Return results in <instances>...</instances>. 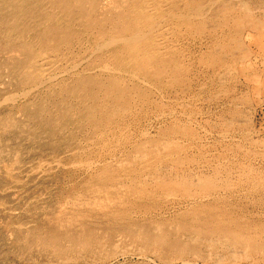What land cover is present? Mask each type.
I'll use <instances>...</instances> for the list:
<instances>
[{"label": "bare ground", "instance_id": "1", "mask_svg": "<svg viewBox=\"0 0 264 264\" xmlns=\"http://www.w3.org/2000/svg\"><path fill=\"white\" fill-rule=\"evenodd\" d=\"M246 1L247 0H245V1L241 0L240 2H244V4H242L241 6L240 5L236 6L235 3H237V5H238V2H234L233 0H0V78H8V80H10L9 83L11 84V86L13 88L11 90V92H9L8 94H5L3 96V98H4L3 100H0V110L4 109L5 107L8 109V107H9V110L12 111V109L13 110L16 109V112H20L21 115L23 114L25 116L23 122H21L22 120L18 121L11 115V112H9V110H8L9 118L2 120L3 122L1 121L3 128H5L6 130L21 129V131H22V127H24L25 129L27 128L28 131H30V134L33 133L34 138H32V140H34L35 144H34V146L31 147L30 150L27 149L29 152L26 150L28 152L27 153L28 155H26V154L25 155H26V157L27 156L31 157L30 161L32 160V163H33V160L38 161L40 164V167H41V162H45V160H42L43 154H44V152H46L49 149V151H51L49 153L53 156H52V161L50 160V162L47 161V163H45V164H47L46 165L48 168L47 171H49L50 169H53V167L57 168L61 164L66 163L68 165V163H70L72 160L74 162V160H76V157H74V158L72 157L73 159L71 157H65V156H64L65 158H61V156L59 159H58V157L56 158V156H57L56 153H58V152L62 153V152H60L61 145L63 148L66 145L72 144L74 141L71 137L73 134H71V136L68 135V137H65L66 134L63 135L64 131H66L67 128H70V126H71V123L69 125L70 121L75 120V122L77 121L79 123V125H81L82 127H83V125L90 127L93 130L94 135H96L98 137L100 142H105V139L107 137L106 132L109 129H111L115 124L119 125L122 120H124V119L126 120L127 115L132 111V105H131L132 100H134V99L138 100V101L151 100V92H155V91L149 90V88L145 87V85L148 86V84H150V85H152V87L157 86V89H158V86H164V85L165 86L167 85L170 88L183 87L185 85L186 80H187V77L185 80V76L187 74L188 69L186 70V68L182 64L183 61L179 60L180 58L183 57L184 52L186 51V50L183 51L179 46L180 44H178V40H180L181 37L188 35V34L201 35L202 32L204 30H206V28H209V29L211 28V30H212L211 31V37L216 41H214L215 43H213V45L211 44L212 47L210 48L209 51H207L208 53L201 58L203 61L208 60L207 63L209 65V67H211V68L219 66V67L225 69L224 71L227 72L226 69L229 70L233 66L232 63L234 64V62L237 61L236 56L239 57V59L238 58L237 59L240 61L246 60V58L248 57V53L244 49V45L242 44V42H240V39H242V37L240 39H238L235 36V37H232L231 39L229 38L227 41H226V39L225 40H222V39L218 40L217 37L219 36V34H218L219 32L217 33V31H216V29L218 27L225 28L226 31L227 30L229 31L232 29H239L240 31H243L246 28L248 30L250 28L256 29V30L264 29V23L263 22H260V21L255 22L254 19H252L251 13L253 14V12H250L251 8L248 6L250 8L249 9L245 5ZM247 5H249V4H247ZM260 10H263V9H260ZM254 14H255V12H254ZM258 19H260V18L258 17ZM211 25H213V26H211ZM261 31H260V33H261ZM184 39H182V42ZM189 40H190V38H189ZM179 42H181V41H179ZM184 42H185V40H184ZM186 42H188V41L186 40ZM181 45H183V44H181ZM197 57H198V55H197ZM197 57H196V59H197ZM193 58H194V56H193ZM190 60H191V58H190ZM192 60H194V59H192ZM234 68H235V72L236 71L238 72V70H236L237 68L236 67H234ZM234 68L233 69L231 68L233 70V72H234ZM240 68H242V66ZM223 69H221V70H223ZM218 71H219V69H218ZM230 72L231 71H229V75H230ZM244 72L245 71L243 70L242 73H244ZM216 73H217V71H216ZM222 73L223 72H221V74ZM92 74H96L98 76H105V79L103 80L102 78H99L97 76L94 77L95 75L93 76ZM221 74H219V73H218V75L215 74V76L216 75L218 76L217 79H220L219 75H221ZM223 74L221 77L225 78L228 73L224 74L225 76ZM253 74H255V73H253ZM213 76H214V74H213ZM215 76H214V78H215ZM227 78H228V75L226 77V80H228ZM215 79L213 81H215ZM220 81L221 80H219V82ZM252 83H254V82H252ZM150 85L148 87H150ZM205 85H207V84H205ZM225 85H226V83H225ZM200 87H201V85H200ZM203 87H205V86H203ZM150 89H152V88L150 87ZM183 89H181V90H183ZM200 89L202 90L203 88L201 87ZM201 90H199V91H201ZM225 90L227 91V89H225ZM3 91H5V90H3ZM3 91H2V93H4ZM217 91H219V90H217ZM40 92H47L48 95H52V94L56 95V93L59 92V94L61 95V98L60 99L57 98V99H53V100L51 99L52 100L51 102H47L43 96L40 97ZM2 93H0V95ZM164 94H165V92H164ZM160 95L162 97V94H160ZM173 95L177 96L176 93ZM215 95H218V93ZM158 97H159V95H158ZM178 97L179 96H177V99H178ZM154 98L152 96V99H154ZM162 98H164V97H162ZM171 98H170V100H171ZM46 99H48V98L46 97ZM213 99H215V98L213 97ZM178 100H180V99H178ZM72 101L75 102V105L71 104ZM167 101H168V99H167ZM173 101H175V100H173ZM155 102H158V101L155 100ZM162 103L164 104V102H162ZM162 103L161 102L156 103L155 106L159 110H161L164 108V105ZM180 105L181 104L179 103V106ZM182 105L185 106V104H182ZM233 105H234V102H233ZM10 107H11V109H10ZM137 108H138V106H137ZM173 111H174V109H173ZM234 111L235 110H233V112ZM157 113L159 114V112H156V114ZM185 113H186V111H185ZM148 114H149V112H148ZM169 114L171 115L172 112ZM0 115H2V114H0ZM170 115H169V117H170ZM180 115H182V113L178 114L179 117H180ZM185 115H188V114L186 113ZM155 116H157V115H155ZM155 116H154V118H156ZM166 116H168V115H166ZM17 117H19V116H17ZM174 117H177V116H174ZM164 118H165V115H164L163 119ZM187 118H190L189 115L185 119L187 120ZM231 118H232V116H231ZM187 121H189V120H187ZM231 121H233V120L231 119ZM231 121H229L230 125H231ZM239 121L241 122V120H239ZM145 122H147V121H145ZM181 125H182V123H181ZM226 126H229V125H226ZM120 127H122V126H120ZM153 127H154V125H153ZM181 127H183V126H181ZM115 128H116V126H115ZM126 128L123 130L125 131ZM145 130H146V128H145ZM72 131H74V129ZM115 131H116V129H115ZM131 131H129V133ZM147 131H148V129H147ZM23 132L27 133L26 131H23ZM42 132L45 133V136L48 139L47 140L48 142H46V143L44 142L45 143L44 145H42V143L39 142L40 139L38 137V134L42 133ZM77 132H79V131H77ZM70 133H68V134H70ZM120 133L122 134V132H120ZM120 133H118V134H120ZM142 133H144V131ZM4 134L2 133V135H4ZM154 134H155V132H154ZM221 134H224V132ZM20 135H21V133H20ZM141 135H143V134H141ZM24 136H25V134H24ZM119 136H117V137H119ZM139 136H140V134H139ZM31 137H32V135H31ZM82 137H83V135H82ZM20 138L21 137L19 136V139ZM141 138H142V136H141ZM141 138L138 140L140 141ZM246 138H243V139H246ZM249 138H250V136H249ZM76 139H77V137H76ZM91 139L89 138V140H91ZM111 139H113V137ZM222 140H224V139H222ZM248 140L249 139H247V143L249 142ZM136 141H135V143L137 144ZM28 142H27V144H28ZM108 142H109V139H108ZM184 142L185 141H183V143ZM23 143H22V145H23ZM249 143H250L252 148L253 147L256 148L258 146L257 144L260 145L262 143L264 145V142L253 141V142H249ZM103 144L107 146L108 143L106 141ZM117 144H118V141H117ZM22 145H21V147H22ZM84 145L86 147V144H84ZM84 145H83V147H84ZM128 145H130V144H128ZM237 145H235V147ZM76 146H77V150H80L82 148V146H81V148L78 149V145H74L73 147H76ZM233 146H232V148H233ZM240 146H242V145H239L238 148ZM2 147H4V146H2ZM13 147H16V145ZM13 147L11 149H13ZM4 148H6V147H4ZM9 148H10V146H9ZM87 148H89V147L87 146ZM224 148L225 149L227 148L230 150L231 146L227 147V145H226V147L224 146ZM21 149L22 148H20L19 151ZM103 149H104V147H103ZM123 149L125 150V148H123ZM126 149H127V147H126ZM177 149L178 148H176V146L173 145L172 142L163 141V140L146 141L145 143L139 144V146L137 145V147L134 150V153H131L130 156L127 157L125 160L118 161V164H117L118 167H112L110 165H106L105 167H103L102 172L100 174V180L98 181L99 184L96 187L97 190L95 189L97 191V194L99 192V194L100 195L102 194V196L92 197V198H89L88 200H86L85 206H86L87 210H86V213L84 212L85 214L82 215L83 217L81 215L73 216L71 218V220L69 219L70 221H68L66 223V225H65V223L59 222L55 218V221L57 220V222L60 223L58 225L61 227L56 229V233L54 232V234H53V241H52V239L50 241H52L53 244L55 243L54 245H61L63 242L67 243V246H69L68 249L70 252H79L80 251V253H82V254H95L97 246L109 245L112 243L111 240L109 239L110 233H108L106 236H104V233H103V236H101L98 233L99 231L97 230V227L91 226V225H88L85 223L84 218H87V217L97 218L98 217V218H103L104 228L107 229L106 231H108V232L112 231L113 234L114 233H120L119 235H116V236H119V238H121V236H120L121 234L123 236H126L132 242L131 244L133 245L131 249H127V250L125 248H121V250H119V248L116 249L115 248L116 245L113 246L114 249L102 250L101 254L105 255V256L117 254L120 251L122 253L121 256H123V257L128 256V255H137L140 258L142 257L143 259H148V260L150 259L151 255H155V256L161 257V258L167 257V256H169V257H171V256L177 257L178 256L179 258H181L183 260L182 261L183 264H187L188 263V261L186 260L187 257H189L190 255H193L196 257L202 256V254H204V252L205 253L207 252L208 255L216 256L217 259L219 260L217 262H219V263L221 261H225V259L228 258L225 254L229 253V252L230 253L231 252L237 253L236 255L232 254V256L229 257L230 260L234 259V261H236L237 255L239 253H243L244 259H249V258H251L253 256H257V255H263L264 254V234L262 235V233H255V232L252 233L253 231L251 230V227H250L251 225L249 226L250 223L244 224V222H242L243 220L240 219V217L239 218L235 217L230 210L229 211L224 210V209L228 208V206H225L227 208L224 207L225 204L224 205L219 204L222 206V208H219L218 207L219 205L215 204V203H217L219 198H217V201L215 203L213 202L214 204L212 202H211L212 204L208 203V199H207V203H203V201H205L204 199H202L203 204L202 203L199 204V202L201 201V198H204V197L208 198V196H211L213 193H216V192L220 191L221 189H223L225 191L232 189V187L235 184L234 178L239 179L238 180L239 182H241V181L247 182V184H249V187H250L249 190L250 191L256 192L258 190H261L263 193L264 192V180L262 183L261 178L264 179V176H262V175H264V172H262L261 170H257L255 168H252L251 166L246 165V163H244V162L243 163H237V164L234 162L233 163L229 162L228 164H226L222 167L221 166L214 167L211 165V167H209L210 169H208L206 171L203 169L200 170V168L197 166V169L199 168L200 171L188 172L187 170H183L181 168L182 166H180L181 165L180 162H178L176 160L175 162H173V164L169 165L168 167L163 165V166H165L166 170L164 168H160V166H158V164H160L162 162V158L165 155L171 156L173 154V152H176ZM68 150H70V149H68ZM77 150H76V152H77ZM234 150H235V148H234ZM246 151H249V150L247 149ZM6 152H4V153H6ZM72 152H74V151H72ZM188 152H190V151H188ZM236 152H238V151L236 150ZM236 152H234V153H236ZM18 153L19 152H17V151L12 152V157L14 158L15 163L19 162L17 160V159H19ZM24 153H25V151H24ZM47 153H48V151H47ZM49 153H48V155H49ZM69 153H71V152H69ZM78 153L80 156V152H77V154ZM211 153H213V152H211ZM221 153H223V152H221ZM234 153H230V155L231 154L235 155ZM248 153H250V152H247V154ZM259 153L261 154V152H259ZM120 154H121V152H120ZM120 154H119V156H120ZM227 154H228V152H227ZM25 155L24 156L22 155V156L25 157ZM181 155H183V154H181ZM181 155H179V156H181ZM198 155H199V153H198ZM249 155L250 154H248V156ZM8 156H9V153H8ZM236 156L237 155H235V157ZM252 156H254V155H252ZM259 156L264 161V151L262 152V155H259ZM118 157H116V159ZM182 157H184V156H182ZM196 157H197V155H196ZM200 157H201V155H200ZM200 157H198V158H200ZM223 157H222V159H224ZM254 157H257V155ZM79 158L81 159V156ZM201 158H200V160L203 159V158L202 159ZM219 158L220 157L218 155V160H219ZM7 159H9V158H7ZM10 159H11V157H10ZM70 159H72V160H70ZM110 159L111 158L109 157L108 160L111 161ZM207 159H208V157H207ZM23 160H24V158H23ZM196 160L198 161V159H196ZM215 160H213V161H215ZM218 160H216L215 162H217ZM227 160H229V159H227ZM232 160L234 161V159H232ZM256 160H258V159H256ZM0 161H1V153H0ZM36 161H34V162H36ZM192 161L194 162V160H192ZM244 161H245V159H244ZM98 162H99V160H98ZM139 162L142 164H145L144 167L140 170V175H141V177H143V178H140V181L137 180V182L135 181L134 184L131 183L130 185H124L122 183V181H119V179H118V177H120V176L117 177L116 175H114L116 172H120V171H122L126 175H128L129 173H131V171L133 169V168H131L132 165L134 163L137 164ZM204 162H205V160H204ZM15 163H13V164H15ZM23 163H22V166H23ZM223 163H224V161H223ZM83 164H85L87 168H90L91 165L93 164V162L87 161L86 163H83ZM184 164H183V166H185ZM188 164H190V163H188ZM17 165H19V163ZM73 165H77V164H73ZM73 165H72V167H74ZM200 165H201V163H199V166ZM202 165H204L203 162H202ZM33 166H35V165L33 164ZM40 167L37 168V170H35V171L36 172L40 171ZM66 167H65V169H66ZM83 167H85V166H83ZM169 167H170V169H167ZM191 167L194 168L193 165ZM202 167H204V166H202ZM20 168H21V165H20ZM69 168H70V166H69ZM93 168H95V167H93ZM138 168H140V167H138ZM98 169H99V167H98ZM100 169H101V167H100ZM8 170H11V169L9 168ZM13 170H14V167H13ZM15 170H17V168ZM57 170H59V169L57 168ZM84 170H86V169H84ZM91 170H92V167H91ZM5 171H7V170H5ZM54 172L52 171V174ZM86 172L84 171V173H86ZM92 172L90 171V174ZM6 173L9 174L10 172H6ZM38 173H36V174H38ZM40 173H41V171H40ZM10 174L12 175V173H10ZM20 174L21 173H19V175ZM22 175H24V174H22ZM40 175L41 176L38 175V177H40V179H43V178L45 179V177H42L43 174H40ZM48 175H49V173L46 174V177ZM134 175H135L134 178H136V176H137L136 173ZM54 176H55V174H54ZM26 177H27V175H26ZM29 177L30 176H28V178ZM38 177H35V178H38ZM49 177H50V175L47 178H49ZM56 177H57V175H56ZM130 177H131V175H130ZM221 177H225L226 178L225 181H222ZM16 178H19V176ZM35 178H33V179H35ZM54 178L55 177H53L52 179H54ZM84 178H85V180L87 179L86 177H84ZM49 179L51 180V177ZM76 179H77V177H76ZM89 179H91V178H89ZM123 179H124V177H123ZM11 180H13V179H11ZM20 180H22V179H20ZM38 180L39 179H37V181ZM45 180L47 182V179H45ZM54 180H56V179H54ZM150 180H151V183L147 182ZM23 181H24V179H23ZM59 181H61V178L59 179ZM79 181H81V180H79ZM21 182L19 181V183H21ZM31 182H33V180H31ZM85 182L87 183V181H85ZM120 182L123 185H121ZM12 183L10 181L9 184H12ZM81 183H82V181H81ZM128 183H130V182H128ZM7 184H8V182H7ZM16 184H18V183H16ZM22 184L24 186V182ZM28 186H29V184H28ZM42 186L43 185H41L40 187H42ZM48 186H50V185H48ZM92 186H93V184H92ZM95 186H93V187H95ZM24 187H27V186H24ZM37 188L40 189L39 187H37ZM79 188L77 189V191H79ZM46 189H48V188L46 187ZM37 190H35V194H36ZM75 190H76V188H75ZM93 190L94 189L92 188L91 191L93 192ZM49 191H50V193H52L51 190H49ZM49 191H48V193H49ZM250 191H248V192L250 193ZM17 192H18V190H17ZM74 192H76V191H74ZM86 192H87V190H86ZM43 193L47 194L46 192H43ZM59 193L62 194L61 192H59ZM79 193H81V192H79ZM155 193H161L163 195H170V196H177V197L181 196V198L184 197V199L185 198H189V199L193 198V200H194V198H200V201L198 202L199 205L193 204L194 207H191L189 210L186 209V211L184 210L183 212L179 213V215H177V217H176V215L174 216L173 214H171L174 216V218L176 217L175 220L173 219L174 222L170 221L171 218L169 219L170 222L163 221L162 219L164 217L161 219V217H162L161 215H160L161 217L158 216V220L160 217V219L162 221H154L156 219H154V220L150 219L151 221L148 220V221L142 222V221L131 220L132 216H131V218L127 217V213L129 211L128 207L130 205V203H129L130 199L129 198L134 197L136 199L142 200L145 198L153 197L152 195ZM76 194L77 193H75L74 195H76ZM85 194H87V193H85ZM93 194H95V193L93 192ZM90 195H92V194H90ZM217 195H218V197L220 196V194H217ZM55 196H57V195H55ZM70 196H72V195H70ZM49 197L51 198V196H49ZM212 197H213V195H212ZM20 198H22V197H20ZM209 198H211V197H209ZM70 199H72V198H70ZM168 199H170V198H168ZM67 200H68V198H67ZM67 200H65V201H67ZM198 200L199 199H197V201ZM214 200H216V198ZM29 201H30V199H29ZM53 201H55V199ZM62 201H64V200H62ZM135 201H137V200H135ZM135 201H132V202H135ZM152 201L154 202V200H152ZM197 201H196V203H197ZM39 202H40V200H39ZM161 202H162V200L160 201V203ZM30 203H31V201H30ZM140 203H142V202H140ZM27 204H29V203H27ZM147 204H149V203H147ZM147 204H146V206H147ZM35 205L33 204V206H35ZM42 205L45 206L46 204L45 205L42 204ZM162 205H163V203H162ZM36 207L38 208V206H36ZM37 208H36V210H38ZM45 208H47V207H45ZM49 209L50 208H48V210ZM16 210H17V207H16ZM18 210H20V207ZM21 210H20V212H21ZM23 210H25V209H23ZM148 210L149 209H147V211ZM150 210H151V208H150ZM45 211H47V210H45ZM56 211L57 210H55V212ZM73 212H75V211H73ZM151 212H153V211H151ZM32 213H34V212H32ZM32 213H31V215H32ZM23 214H25V212ZM139 214H141V213L139 212ZM16 215H17V213H16ZM132 215H134V214H132ZM137 215H138V213H137ZM149 215H150V213H149ZM25 216H26V214H25ZM30 216H27V217L31 218ZM59 216H62V215H58V217ZM167 217H169V216H167ZM143 218L148 219V217H143ZM48 219H50L49 214H48ZM62 219L64 220V218H62ZM133 219H136V218L133 217ZM139 219H141V218H139ZM33 220H31V221H33ZM90 220H92V219H90ZM55 221L53 223H55ZM60 221H62V220H60ZM97 221H100V220H97ZM36 222H37V220H36ZM39 222H41V220ZM61 223H62V225H61ZM40 225H41V223H40ZM97 225H99V223ZM30 226H28V227H30ZM75 226H77V227H75ZM99 226H101V225H99ZM22 227H20V228H22ZM53 228L51 230V234L53 233L52 231L55 230ZM25 229H26V227H25ZM49 229H51V228H49ZM14 231H15V229H14ZM14 231H12L13 234H14ZM100 231H101V229H100ZM47 233H48V231H47ZM47 233H46V236L49 235ZM29 234L30 233H28V235ZM36 234H38V233H36ZM50 235L48 237H50ZM41 236H40V238H43ZM114 236H115V234H114ZM112 237H113V235H112ZM31 239H32V237H31ZM44 239H45V237L43 238V240ZM48 240H49V238H48ZM8 242L9 241H7V243ZM35 242H36V240H35ZM13 243H15V242L13 241ZM14 245H16V244H14ZM7 246L5 247V249L7 248ZM5 249L3 250V252H5ZM204 249H205V251H204ZM9 250H10V248H9ZM58 250L63 251L61 246ZM15 251H17V250H15ZM7 255H8V253H7ZM12 255H13V253H12ZM261 257H263V256H261ZM0 258H2L1 255H0ZM208 258H209V256H208ZM240 258H242V256L239 257V259ZM18 260H19V258H18ZM94 260H95V258H94ZM124 260H126V259H124ZM131 260H132V258H131ZM255 260L257 261L258 259H255ZM33 261H35L34 258H33ZM89 261H91V260H89ZM107 261L111 262L110 260H107ZM85 262H86V260H85ZM104 262H102V263H104ZM252 262H253V260H252ZM35 263H38V262H35ZM76 263H77V261H76ZM40 264H43V263H40Z\"/></svg>", "mask_w": 264, "mask_h": 264}, {"label": "rangeland", "instance_id": "2", "mask_svg": "<svg viewBox=\"0 0 264 264\" xmlns=\"http://www.w3.org/2000/svg\"><path fill=\"white\" fill-rule=\"evenodd\" d=\"M233 1L238 2V5H237V3H235L236 6H239V5L241 6L242 4H244V2H240L241 0H236V1L233 0ZM245 3H246L245 5L247 7L249 6L251 8L250 9L248 7L250 9V12H253V14L251 13L252 19H254L255 22L260 21V22L264 23V20H263L264 19V6H263L264 0H250V1L247 0ZM247 4H249V5H247ZM260 9H263V10H260ZM254 12L256 15L254 14ZM258 17L260 19H258ZM211 26H213V25H211ZM218 28L216 29L217 33L219 32L218 33L219 36L217 37L218 40H221V39L225 40L226 39V41H227L229 38L231 39L232 37H235V36L238 39H240L242 37V39H240V42H242V44L244 45V49L247 51L248 57L246 58V60L240 61V60H238L239 57L236 56L238 59L236 58L237 61L234 62V64L232 63V65L237 68L236 70H238V72L237 71L235 72V68L233 66L231 68L232 69L234 68V72L231 68L229 70L226 69L227 72H225L224 71L225 69H223L219 66L211 68V67H209V65L207 63L208 60L203 61L201 59L204 55H206L208 53L207 51L210 50L213 43H215L214 41H216L211 37V31H212L211 28L210 29L206 28V30H204L201 35L188 34V35L181 37V39L178 40V44H180L179 46L183 51H185V50L187 51V52L185 51L183 57L179 59L180 61H183L182 64L186 68V70L188 69L187 74L185 76V80L187 77L185 85L183 87H175V88H170L167 85L166 86L164 85V86H158V89H157V86L152 87V85L148 84V86L150 85V87L152 88V89H150V87L145 85V87L149 88V90L155 91V92H151V100H145V101H138L135 99L132 100V102H131V105H132V111L131 112L132 113L130 112L127 115L126 120L125 119L122 120L119 125L115 124L111 129H109L106 132L107 137L105 139V142L107 141V143H108L107 146L103 144L105 142H100V140L98 139V137L96 135H94V132L90 127L85 126V125H83V127H82L81 125H79V123L77 121L75 122V120L70 121L69 125L71 123V126H70V128H67L66 131H64L63 135L66 134L65 137H68V135L71 136V134H73L71 137L74 141L72 144H69L71 147L69 145H66L65 147L62 148V145H61L60 152H62V153H59V152H58L59 154L56 153L57 154L56 158L58 157V159L60 158V156H61V158H65V157H71V158L73 157L74 158V157H76V160H74V162L72 160L73 158L70 159V160H72L70 163H68L70 168L65 163L66 165L61 164L62 166L60 165L59 167H57L59 170H57L56 167H53V169H50L49 171H47L48 168L46 166L47 164H45V163H47V161L50 162V160L52 161V156H53L49 153V152H51V151H49V149L47 150L49 155H48L47 151L44 152V154H43L42 160H45V162H41V167H40L39 162L36 160H33V163H32V160L30 161L31 157H28V156L26 157V155H28L27 154L29 152L28 150H30L31 147L34 146V144H35L34 140H32V138H34V134L33 133L30 134V131H28V129L27 128L25 129L24 127H22V131H21V129L6 130L5 128H3V125H2L3 121L2 120L9 118V113H8L9 107H8V109L5 107L4 109L0 110V114H2V115H0V119H1L0 120V123H1L0 124L1 125L0 126V129H1L0 130V132H1L0 133V135H1L0 136V143H1L0 144V147H1L0 148V153H1V161H0V241H1L0 242V252L1 253H0V255L2 257V258H0V264H40V263H43V264L48 263L49 264L50 262H51L50 264H73V263L74 264H92V263L93 264H183V262H182L183 260L181 258H179L178 256L177 257L167 256V257L161 258V257H157L155 255H151L150 259H149L150 261H149L148 259H143L142 257L140 258L137 255H128V256L123 257V256H121V254H122L121 251L117 254H112L110 256L109 255L108 256L102 255L101 254L102 250L114 249L113 246H115V245H116L115 248L116 249L119 248V250H121V248H125L126 250L131 249L133 246L131 244L132 242L126 236H123L121 234L120 235L121 238H119V236H116V235H119L120 233H114L115 234V236H114L112 231H110V232L106 231L107 229L104 228L103 218H98V217L97 218H91V217L84 218L86 224L97 227V230L99 231L98 232L99 235L103 236V233H104V236H106L108 233H110L109 239L112 242L111 244H109L110 246L109 245L97 246L95 254H82V253H80V251L79 252H70L68 249L69 246H67V243H64V242L61 245H54L55 243L54 244L52 243L53 234H54V232L56 233V229L61 227L58 225L60 223H58L57 220L59 222L65 223V225H66V223L68 221H70L73 216H76V215L82 216L83 214L86 213V210H87L86 206H85L86 200H88L89 198H92V197L102 196V194L100 195L99 192L97 194V191H96L97 188L96 187L99 184L98 181L100 180V174L102 172L103 167H105L106 165H110L112 167H118V165H117L118 161L125 160L127 157L130 156L131 153H134V150L137 147V145L139 146V144L145 143L146 141H154V140L168 141V142H172L173 145H175L176 148H178L176 150V152H173V154L171 156L165 155L162 158V162L160 164H158V166H160V168H164L165 170H166L165 166L168 167L169 165L173 164V162H175L177 160L178 162H180V164H181L180 166H182L181 168L183 170H187L188 172L200 171L202 169L206 171V170L210 169L209 167H211V165L214 167H216V166L222 167V166L228 164L229 162H231V163L234 162L236 164L244 162V163H246V165L251 166L252 168H255L257 170H261L262 172H264V161L259 156V155H262V152L264 151V145L261 143L260 144L261 146L259 144H257L258 146L256 148H254V147L252 148L250 143H249V142H253V141L264 142V140H263L264 139V29L256 30V29L250 28L248 30L246 28V29H244L245 31L244 30L240 31L239 29H232V30L226 31L225 28H220V27H218ZM260 31H261V33H260ZM189 38H190V40H189ZM182 39H184L185 42H184V40L182 42ZM186 40L188 42H186ZM179 41H181V42H179ZM181 44H183V45H181ZM197 55H198V57H197ZM193 56H194V58H193ZM196 57L198 60L196 59ZM190 58H191V60H190ZM192 59H194V60H192ZM241 66H242V68H240ZM217 68L219 69V71ZM220 68L223 70H221ZM243 70L245 71L244 73H242ZM216 71H217V73H216ZM229 71H231L230 75H229ZM221 72H223L224 74L228 73L227 74L228 80H226L227 75L225 78L221 77L223 74V73L221 74ZM218 73L221 74V75H219L220 79H217ZM253 73H255V74H253ZM213 74H214V76H215V74H217L215 76L216 79L214 78ZM92 75L93 76L95 75L94 77L97 76L99 78H102L103 80L105 79V76H98L96 74H92ZM214 79H215V81H213ZM219 80H221V81L219 82ZM9 81L10 80H8V78H0V93H2L3 90H5V91H3L4 93H2L0 95V100H3L4 99L3 96L5 94H8L9 92H11V90L13 89L11 84L9 83ZM252 82H254L255 84ZM225 83H226V85H225ZM205 84H207V85H205ZM200 85L204 90L200 89L201 88ZM202 85L205 87H203ZM181 89H183V90H181ZM225 89H227V91ZM199 90H201V91H199ZM217 90H219V91H217ZM164 92H165V94H164ZM175 93L177 96H179L178 99H180V100L177 99V96L173 95ZM217 93H218V95H215ZM160 94H162V97H164V98H162ZM158 95H159V97H158ZM42 96L45 98V100L47 102H51L53 99H57V98L60 99L61 98V95L59 94V92L56 93V95L55 94L48 95L47 92H40V97H42ZM152 96H153V98L154 97L155 98L152 99ZM46 97L49 100L46 99ZM213 97L215 99H213ZM170 98L172 101L170 100ZM167 99H168V101H167ZM155 100L158 102H155ZM173 100H175V101H173ZM160 102L161 103L164 102V104L162 103L164 105V108L161 110H159L155 106L156 103H160ZM233 102H234V105H233ZM179 103L181 104L180 106H179ZM71 104L75 105V102L72 101ZM182 104H185V106ZM137 106L139 109L137 108ZM10 109H11V107H10ZM173 109H174V111H173ZM233 110H235V111L233 112ZM185 111L190 117V118H187V120H189V121H187L185 119L186 117H188V115H185L186 114ZM9 112H11V115L16 120H18V121L22 120L21 122L24 121L25 116L23 114L21 115L20 112H16V109H14V110L12 109V111L9 110ZM148 112H149V114H148ZM156 112H159V114L158 113L156 114ZM171 112H172V114L173 113L174 114L170 115L169 113H171ZM181 113H182V115H180V117H179L178 114H181ZM155 115H157V116H155ZM164 115H165V118L163 119ZM166 115H168V116H166ZM169 115L171 118L169 117ZM17 116H19V117H17ZM154 116L156 118H154ZM174 116H177V117H174ZM231 116H232V118H231ZM231 119L233 121H231ZM239 120H241V122ZM145 121H147V122H145ZM229 121H231V125H230ZM181 123H182V125H181ZM153 125H154V127H153ZM226 125H229V126H226ZM115 126H116V128H115ZM120 126H122L123 128ZM181 126H183V127H181ZM125 128H126V130L124 131L123 129H125ZM145 128H146V130H145ZM73 129H74V131H72ZM115 129H116V131H115ZM147 129H148V131H147ZM23 131H26L27 133H25ZM69 131L70 132L72 131V132L70 133ZM77 131H79V132H77ZM129 131H131V132L129 133ZM143 131H144V133H142ZM80 132L81 133L83 132V133L81 134ZM120 132H122V134ZM154 132H155V134H154ZM223 132H224V134H221ZM2 133L3 134L5 133V134L2 135ZM20 133H21V135H20ZM68 133H70V134H68ZM118 133H120V134H118ZM147 133L148 134L150 133V134L148 135ZM24 134H25V136H24ZM139 134H140V136H139ZM141 134H143V135H141ZM31 135H32V137H31ZM82 135H83V137H82ZM19 136L21 137L20 139H19ZM117 136H119V137H117ZM141 136H142V138H141ZM249 136H250V138H249ZM38 137L40 139L39 142L42 143V145H44L46 142H48L47 141L48 139L46 138L44 132L39 133ZM76 137H77V139H76ZM112 137H113V139H111ZM89 138L90 139L92 138V139L89 140ZM140 138H141V140L139 141L138 139H140ZM243 138H246V139H243ZM108 139H109V142H108ZM222 139H224V140H222ZM247 139H249L248 143H247ZM117 141H118V144H117ZM135 141L137 142V144L135 143ZM183 141H185V142L183 143ZM21 142L22 143L24 142L23 145ZM27 142H28V144H27ZM83 143L86 144V147ZM128 144H130V145H128ZM15 145H16V147H13ZM21 145H22V147H21ZM74 145H78V149H80L82 146V148L80 149L81 151L77 150V146L73 147ZM83 145H84V147H83ZM226 145H227V147L231 146V149L230 150L227 148L225 149L224 146L226 147ZM235 145H237V146L235 147ZM239 145H242V146H240L238 148ZM2 146L6 147V148H4ZM9 146H10V148H9ZM87 146L89 148H87ZM232 146H233V148H232ZM12 147H13V149H11ZM19 147L22 148L20 151H19V149H20ZM103 147H104V149H103ZM126 147H127V149H126ZM83 148L84 149L86 148V149L84 150ZM123 148H125V150L127 152ZM234 148H235V150H234ZM68 149H70V150H68ZM247 149L249 151H246ZM76 150H77V152H80L81 159L79 158L80 157L79 153L77 154ZM236 150L238 152H236ZM13 151L19 152L18 153L19 159L21 158L20 160L17 159L19 162L15 163V160L12 157ZM24 151H25V153H24ZM72 151H74V152H72ZM188 151H190V152H188ZM4 152H6V153H4ZM69 152H71V153H69ZM120 152H121V154H120ZM211 152H213V153H211ZM221 152H223V153H221ZM227 152H228V154H227ZM234 152H236V153H234ZM247 152H250V153H248V154H250L249 156H248ZM259 152H261V154ZM8 153H9V156H8ZM118 153L120 154V156ZM198 153H199V155H198ZM230 153H234L237 156L235 157V155H233V154L230 155ZM181 154H183V155H181ZM255 154L257 155V157H254V156H256ZM22 155L23 156L25 155V157H23ZM179 155H181V156H179ZM196 155H197V157H196ZM200 155L203 159L200 157ZM218 155L220 157L219 160H218ZM252 155H254V156H252ZM182 156H184V157H182ZM206 156L208 157V159ZM10 157H11V159H10ZM109 157L111 158L110 159L111 161L108 160ZM116 157H118V158L116 159ZM187 157L191 161L194 160V162L193 161L191 162ZM198 157H200L202 160H200V158H198ZM222 157L224 159H222ZM7 158H9V159H7ZM23 158H24V160H23ZM196 159H198V161ZM215 159L218 161L215 162L216 161ZM227 159H229L230 161ZM232 159H234V161ZM244 159H245V161H244ZM256 159H258V160H256ZM98 160L100 163L98 162ZM204 160H205V162H204ZM213 160H215V161H213ZM34 161H36V162H34ZM87 161L93 162V164L91 165L92 170H91V167L87 168L86 165L83 164V163H86ZM210 161L211 162L213 161V162L211 163ZM223 161H224V163H223ZM202 162L204 165H202ZM13 163H15V164H13ZM18 163H19V165H17ZM22 163H23V166H22ZM188 163H190V164H188ZM199 163H201L200 166H199ZM33 164L35 166H33ZM71 164L72 165L77 164V165H73L74 167H72ZM183 164L185 166H183ZM191 164L193 165L194 168L191 167L192 166ZM20 165H21V168H20ZM133 165L131 167L133 169H132L131 173H129L128 175H126L122 171L116 172L114 174L117 177L120 176V177H118V179H119V181H122V183L124 185H130L131 183L134 184L135 181L136 182H137V180L140 181V178H143L140 175V170L144 167L145 164H142L139 162L137 164L134 163ZM163 165H165V166H163ZM83 166H85V167H83ZM197 166L200 168V170H199V168L197 169ZM202 166H204V167L206 166V167L204 168ZM8 167L11 170H8L9 169ZM13 167H14V170H13ZM30 167L31 168L33 167V168L31 169ZM39 167H40L41 173H40V171H37V172L35 171ZM65 167H66V169H65ZM93 167H95V168H93ZM98 167H99V169H98ZM100 167H101V169H100ZM138 167H140V168H138ZM16 168H17V170H15ZM84 169H86V170H84ZM167 169H170V167ZM5 170H7V171H5ZM89 170L91 172L92 171L93 172L90 174ZM52 171L53 172L55 171V172L52 174ZM84 171L85 172L87 171V172L84 173ZM6 172H10V173H12V175L10 173L8 174ZM19 173H21V174L19 175ZM36 173H38V174H36ZM48 173L51 177V180L49 179L50 177L47 178L49 175L46 177V174H48ZM133 173L134 174L136 173V175H137L136 178H134L135 175ZM22 174H24V175H22ZM25 174L27 175V177ZM40 174H43L42 177H45V179H47V182L44 178L40 179V177H38V175L41 176ZM54 174H55V176H54ZM17 175L22 180H20L19 178H16V177H18ZM56 175H57V177H56ZM130 175H131V177H130ZM28 176H30V177L28 178ZM262 176H264V175H262ZM35 177H38V178H35ZM53 177H55L54 179H56L57 181L52 179ZM76 177H77V179H76ZM84 177H86L87 179L85 180ZM123 177H124V179H123ZM10 178L13 180H11ZM33 178H35L36 180ZM60 178H61V181H59ZM89 178H91V179H89ZM221 178H222V181H225V179H226L225 177H221ZM23 179H24V181H23ZM37 179H39V180L37 181ZM261 179H262V183H263L264 179L263 178H261ZM31 180H33V182H31ZM79 180H81L82 183ZM238 180L239 179L234 178L235 184L232 187V189L226 190V191L221 189L220 191L216 192L217 194H220L219 197L216 193H213L212 194L213 197H212V195L208 196V198L204 197V198H201V201H200V198H194V200H193V198H190V199L185 198L184 199V197L181 198V196L177 197V196L163 195L161 193H155L152 195L153 197L145 198L146 200L145 199L139 200V199H136L134 197L133 198L131 197V198H129L130 200L128 199L129 203H130L128 209L130 212L128 211L127 217L131 218V216H132L131 220L142 221V222L148 221L150 219H152V220L156 219L154 221H162L163 220V221H168V222H170V221L174 222V220L176 219L177 215H179V213L183 212L184 210L186 211V209L189 210L191 207H194L195 204L199 205L200 203H202V199L205 200V201H203V203H207V199H208V203H211V202L215 203L217 201V198H219L217 203H215V204H217V205H219V204L224 205L225 204L224 207L228 206V208L225 207L227 209H224V210H227V211L230 210L235 217H238V218L240 217V219L243 220L242 222H244V224L250 223L249 226L251 225L250 227H251V230L253 231L252 233H254V232L255 233H262V235H263L264 234V192L262 193L261 190H258L256 192L250 191L249 190L250 187H249V184H247V182H244V181L239 182ZM10 181H11V183L13 181L14 182L12 184H9ZM19 181L20 182L22 181V182L19 183ZM85 181H87V183ZM7 182H8V184H7ZM23 182H24V186H27V187L23 186V184H22ZM124 182L125 183L127 182V183L125 184ZM128 182H130V183H128ZM147 182L151 183V180L147 181ZM16 183H18V184H16ZM27 183L29 184V186ZM122 183H121V185H123ZM40 184L43 186L40 187L41 186ZM47 184L50 186H48ZM92 184H93V186H95V185L96 186L93 187ZM36 186L39 187L40 189H38ZM46 187L49 190H51L52 193H50V191L48 189H46ZM75 188H76V190H75ZM78 188H79V191H77ZM90 188L94 189L93 192L95 194H93V192L91 191ZM17 190H18V192H17ZM35 190H37L36 194H35ZM47 190L49 191V193ZM86 190H87V192H86ZM74 191H76V192H74ZM248 191H250V193ZM43 192H46L47 194H45ZM59 192H61L63 195L60 194ZM79 192H81V193H79ZM75 193H77V194L74 195ZM85 193H87V194H85ZM90 194H92V195H90ZM48 195L51 196V198ZM55 195H57V196H55ZM70 195H72V196H70ZM19 196L22 198H20ZM68 196L72 199H70ZM209 197H211V198H209ZM67 198H68V200L69 199L70 200L68 201ZM168 198H170V199H168ZM213 198L214 199L216 198V200H214ZM29 199H30L31 203H30ZM54 199L56 202L53 201ZM197 199H199V200L197 201ZM39 200H40V202H39ZM62 200H64V201H62ZM65 200H67V201H65ZM135 200H137L139 203ZM152 200H154V202ZM159 200L160 201L162 200V202L160 203ZM132 201H135V202H132ZM196 201H197V203H196ZM140 202H142V203H140ZM198 202H199V204H198ZM27 203H29V204H27ZM147 203H149V204H147ZM162 203H163V205H162ZM33 204L34 205L36 204V205L33 206ZM42 204H44V205L46 204V205L43 206ZM146 204H147V206H146ZM221 205H219L218 207L222 208ZM36 206H38V208ZM16 207H17V210H16ZM19 207H20V210L23 207H24L23 209H25V210L22 209L20 212V210H18ZM45 207H47V208H45ZM36 208L38 210H36ZM48 208H50L51 210L50 209L48 210ZM150 208H151V210H150ZM54 209L57 211L55 212ZM147 209H149V210L147 211ZM45 210H47L49 213ZM73 211H75V212H73ZM151 211H153V212H151ZM24 212H25L26 216H25V214H23ZM32 212H34V213H32ZM139 212L141 214H139ZM16 213H17V215H16ZM31 213H32V215H31ZM47 213L49 214L50 219H48ZM137 213H138V215H137ZM149 213H150V215H149ZM132 214H134V215H132ZM171 214H173L174 216L176 215V217L174 218V216ZM58 215H62V216L58 217ZM27 216H30L31 218H29ZM158 216H160L161 219L163 217L164 218L161 220L159 217V220H158ZM167 216H169V217H167ZM133 217L136 219H133ZM143 217H148V219L143 218ZM55 218L57 219L56 221H55ZM62 218H64V220ZM139 218H141V219H139ZM59 219L62 221H60ZM90 219H92V220H90ZM169 219H170V221H169ZM31 220H33V221H31ZM36 220L38 223L36 222ZM40 220H41V222H39ZM97 220H100V221H97ZM54 221H55V223H53ZM40 223H41V225H40ZM62 223H61V225H62ZM98 223L101 226L97 225ZM28 226H30V227H28ZM20 227H22V228H20ZM25 227H26V229H25ZM75 227H77V226H75ZM49 228H51V229H49ZM52 228L55 230H53L52 231L53 233L51 234ZM14 229H15V231H14ZM100 229H101V231H100ZM12 231H14V234ZM47 231H48V233H47ZM28 233H30V234L28 235ZM36 233H38V234H36ZM46 233L49 235L51 234L50 237H48L49 235L46 236ZM112 235H113V237H112ZM40 236L43 238L45 237V239L43 240V238H40ZM31 237H32V239H31ZM48 238H49V240H48ZM51 239H52V241H50ZM35 240H36V242H35ZM7 241H9V242L7 243ZM13 241L15 243H13ZM14 244H16V245H14ZM6 246H7V248L5 249ZM60 246L62 247L63 251L58 250L60 248ZM9 248H10V250H9ZM4 249H5V252H3ZM15 250H17V251H15ZM204 251H205V249H204ZM7 253L9 256L7 255ZM12 253H13V255H12ZM232 254L236 255L237 253H233V252L226 253L225 255L228 258H226L225 261H221L220 263L217 262L219 260L217 259L216 256L208 255L207 252L206 253L204 252V254H202V256L196 257L193 255H190L189 257H187V259L186 258L185 259L188 261L187 264H218V263L219 264H258V263L262 264L263 263L264 264V254L253 256L249 259H244L243 253H239L237 255L236 261H234V259L233 260L229 259V257L232 256ZM208 256H209V258H208ZM241 256H242V258L239 259V257H241ZM261 256H263V257H261ZM18 258L20 261L18 260ZM33 258L35 261H33ZM94 258H95V260H94ZM131 258H132V260H131ZM124 259H126V260H124ZM255 259H258L259 261L258 260L256 261ZM85 260H86V262H85ZM89 260H91L92 262ZM107 260H110L112 263L107 261ZM252 260L254 263L252 262ZM76 261H77V263H76ZM35 262H38V263H35ZM102 262H104V263H102Z\"/></svg>", "mask_w": 264, "mask_h": 264}]
</instances>
